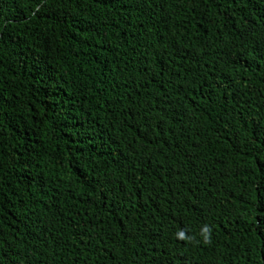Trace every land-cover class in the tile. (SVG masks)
<instances>
[{
  "label": "trees",
  "instance_id": "16d2710c",
  "mask_svg": "<svg viewBox=\"0 0 264 264\" xmlns=\"http://www.w3.org/2000/svg\"><path fill=\"white\" fill-rule=\"evenodd\" d=\"M0 264H264V0H0Z\"/></svg>",
  "mask_w": 264,
  "mask_h": 264
}]
</instances>
